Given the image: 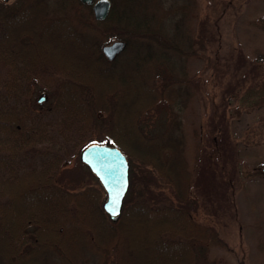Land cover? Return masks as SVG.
Returning a JSON list of instances; mask_svg holds the SVG:
<instances>
[{"label":"trees","instance_id":"obj_1","mask_svg":"<svg viewBox=\"0 0 264 264\" xmlns=\"http://www.w3.org/2000/svg\"><path fill=\"white\" fill-rule=\"evenodd\" d=\"M170 1L110 0L100 20L80 0H0V264H231L217 249L244 263L192 214L200 157L184 118L199 80L189 62L206 63L209 40L198 0ZM111 38L126 44L109 60L102 46ZM256 53L250 60L239 48L235 68L263 62ZM31 77L52 90L49 106L32 101ZM161 111L170 118L154 131L148 117ZM225 115L223 106L212 123L215 146L228 138ZM91 142L118 147L129 162L114 218L101 185L55 182ZM164 182L169 202L155 190Z\"/></svg>","mask_w":264,"mask_h":264},{"label":"rangeland","instance_id":"obj_2","mask_svg":"<svg viewBox=\"0 0 264 264\" xmlns=\"http://www.w3.org/2000/svg\"><path fill=\"white\" fill-rule=\"evenodd\" d=\"M170 2L165 0V6ZM198 20L206 27L209 42L204 51L206 63L189 62L199 80L184 118L188 142L195 144L200 157L189 193L197 202L192 214L197 222L216 227L237 255L244 256L243 264H264V61L235 68L239 48L250 60L257 51H264V0H198ZM252 28L263 34L257 37ZM242 70L247 77L237 79ZM44 94L48 97L39 101ZM53 97L45 80L33 81L31 99L38 107L49 106ZM223 106L228 138L222 137L223 146L220 140L215 146L218 133L212 123ZM169 118L161 111L148 117V122L152 125L157 120L154 131L162 130ZM191 124L197 128L195 136ZM55 182L70 190L89 183L100 185L77 156L64 163ZM155 190L164 199L167 196L166 202L173 199L168 182ZM216 251L231 264H239L236 256Z\"/></svg>","mask_w":264,"mask_h":264},{"label":"water","instance_id":"obj_3","mask_svg":"<svg viewBox=\"0 0 264 264\" xmlns=\"http://www.w3.org/2000/svg\"><path fill=\"white\" fill-rule=\"evenodd\" d=\"M80 1L91 4L96 19H104L110 9V0ZM125 44L124 40L115 39L104 44L102 51L107 59L111 60L124 49ZM80 159L92 170L103 186L106 192L103 207L114 218L120 212L122 199L128 187L129 166L126 156L116 146L91 143L81 150ZM110 210H116L117 214L113 215Z\"/></svg>","mask_w":264,"mask_h":264},{"label":"flooded vegetation","instance_id":"obj_4","mask_svg":"<svg viewBox=\"0 0 264 264\" xmlns=\"http://www.w3.org/2000/svg\"><path fill=\"white\" fill-rule=\"evenodd\" d=\"M4 74H5V71H4ZM37 78L35 77H31V88H32V85H33V81L36 80ZM48 96L47 94H44V98L46 99Z\"/></svg>","mask_w":264,"mask_h":264},{"label":"snow or ice","instance_id":"obj_5","mask_svg":"<svg viewBox=\"0 0 264 264\" xmlns=\"http://www.w3.org/2000/svg\"><path fill=\"white\" fill-rule=\"evenodd\" d=\"M110 211H112V214L113 215H116L117 214V211L116 210H110Z\"/></svg>","mask_w":264,"mask_h":264}]
</instances>
